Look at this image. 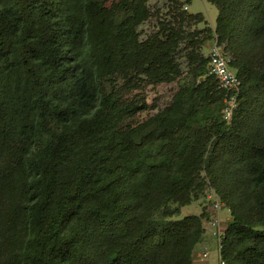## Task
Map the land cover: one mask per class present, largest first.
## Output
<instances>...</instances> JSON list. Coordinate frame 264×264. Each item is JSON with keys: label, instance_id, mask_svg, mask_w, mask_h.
<instances>
[{"label": "trees", "instance_id": "obj_1", "mask_svg": "<svg viewBox=\"0 0 264 264\" xmlns=\"http://www.w3.org/2000/svg\"><path fill=\"white\" fill-rule=\"evenodd\" d=\"M149 1L0 0V264H192L211 211L175 217L207 189L220 261L264 264V0H205L214 28L167 0L141 39ZM213 41L240 82L229 124Z\"/></svg>", "mask_w": 264, "mask_h": 264}, {"label": "rangeland", "instance_id": "obj_2", "mask_svg": "<svg viewBox=\"0 0 264 264\" xmlns=\"http://www.w3.org/2000/svg\"><path fill=\"white\" fill-rule=\"evenodd\" d=\"M167 0H150L148 2V6L151 10V13L153 14V17H151L150 20L143 23L138 28V32L140 33V38L145 39L147 36L152 34L154 31H156L157 28V15H164L166 11L167 6ZM185 9V8H184ZM187 12L196 14L201 13L204 16V19L206 20V26L210 28H214L215 26V19L217 16V9L215 6L207 3L205 0H192L191 4L187 6L185 9ZM199 29H202L204 25H199ZM218 45L215 41L213 42H207L203 48V54L205 56H208L210 49L214 45ZM223 48V46H221ZM183 62L182 69L184 72L183 77L185 76V60L181 59ZM178 87L176 83H170V84H161L158 86H149L146 87L143 91L147 105L149 106V109L141 114L138 115V120L142 121L145 120L147 117L154 115L159 110L163 109L165 106H167L174 93L177 91ZM238 105V104H237ZM234 114V113H233ZM231 120H227L226 122L229 124ZM213 199H217L216 195L214 194L212 189H207L205 192L204 197L200 198L199 200L193 202L191 205L183 207L180 210V214L175 217L177 219L183 218L185 216H198L202 213L204 209L210 211L211 207V201ZM219 219L221 220L222 228L226 226V223L228 222L229 218V211L225 208H222L219 211L218 214ZM205 226V234L201 240V242L197 245V248L195 250V253L193 255V261L192 264H221L220 258L218 256V248L217 243L213 240L211 237L208 238V234L211 231L208 229L207 223H204ZM208 247L210 249L209 252V258L206 260H200L197 255L204 249V247Z\"/></svg>", "mask_w": 264, "mask_h": 264}, {"label": "built area", "instance_id": "obj_3", "mask_svg": "<svg viewBox=\"0 0 264 264\" xmlns=\"http://www.w3.org/2000/svg\"><path fill=\"white\" fill-rule=\"evenodd\" d=\"M209 54L210 74L217 79L219 89L227 92V98L224 101L222 110L223 119L225 121L231 120L233 112L238 104L237 99L240 82L236 74L229 68V59L221 46L215 44L210 49ZM220 208L221 205L218 200L213 199L210 207V219L207 223L208 229L211 231V236L217 243L218 252L221 249V240L223 237L222 222L218 217ZM201 257L207 259L209 257L208 251H205ZM221 264L223 263L221 262Z\"/></svg>", "mask_w": 264, "mask_h": 264}, {"label": "crops", "instance_id": "obj_4", "mask_svg": "<svg viewBox=\"0 0 264 264\" xmlns=\"http://www.w3.org/2000/svg\"><path fill=\"white\" fill-rule=\"evenodd\" d=\"M208 236V238L209 237H211L212 238V236L210 235V233L207 235ZM213 239V238H212ZM212 242L214 241V239L213 240H211ZM205 251H208V253L210 252V249L208 248V247H204V249H202V251L197 255V257L200 259V260H203L202 259V257H201V255L205 252ZM218 256H219V254H218ZM209 258V257H208ZM206 260V259H205ZM204 261V260H203Z\"/></svg>", "mask_w": 264, "mask_h": 264}]
</instances>
